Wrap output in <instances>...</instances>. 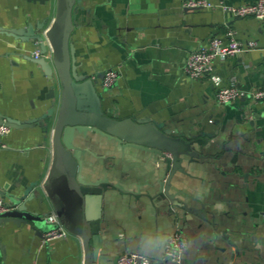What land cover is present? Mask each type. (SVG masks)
<instances>
[{"label": "crops", "instance_id": "0c3cea01", "mask_svg": "<svg viewBox=\"0 0 264 264\" xmlns=\"http://www.w3.org/2000/svg\"><path fill=\"white\" fill-rule=\"evenodd\" d=\"M186 0H76L75 46L81 73L99 77L112 67L119 79L104 86L99 78L106 114L117 118H149L175 135L208 138L201 156L184 155L170 192L188 202L192 211L170 210L159 197V178L166 173L163 158L151 151L103 136L90 143L83 156L86 170L107 178L120 189L103 195L101 229L103 264H114L126 251L140 252L142 240L170 236L180 227L192 237L185 264H264V99L250 95L220 104L219 86L232 77L251 92L264 88V19L236 16L218 6L256 0H209L211 8H187ZM55 15L54 2L45 5L27 0H0V26L11 28L37 23ZM256 42L214 64L212 74L193 78L184 70L188 56L210 43ZM36 41L21 42L0 31V114L25 120L42 115L51 106L52 86L34 52ZM210 135V137H209ZM0 197L21 196L43 183L50 171L52 145L40 125L14 128L0 139ZM204 188L202 199L193 195ZM35 203V202H34ZM36 204V203H35ZM221 204L224 210H214ZM43 212H56L48 201ZM176 210V209H175ZM13 222L1 225L5 244L1 264H84L80 236L45 239L46 231ZM151 264H170L164 252L149 256Z\"/></svg>", "mask_w": 264, "mask_h": 264}, {"label": "water", "instance_id": "95a60500", "mask_svg": "<svg viewBox=\"0 0 264 264\" xmlns=\"http://www.w3.org/2000/svg\"><path fill=\"white\" fill-rule=\"evenodd\" d=\"M27 1L42 5L54 2L55 15L51 23L48 24L50 15L47 14L37 23L11 28L0 26V31L21 42L39 44L42 55L34 60L51 80L48 97L52 104L42 115L25 120L0 114V124L11 128L40 125L52 145L53 162L46 180L38 183L36 189L31 187L21 196L10 195L9 208L0 212V232L1 225L8 222L29 225L40 232L54 228V224L47 222L49 212L40 210L49 201L66 228L82 238L84 264H103L100 253L104 242L101 229L103 195L110 188L120 189V185L112 184L107 178H95L92 168L90 172L86 170L83 156L99 136L117 141L123 149L133 146L161 156L166 173L158 180L157 195L167 199L170 210L177 214H180L177 209H183L205 216V212L190 207L187 201L169 190L175 172L184 170V155L189 156L190 161L201 156L195 146L202 147L208 142L205 134L178 136L149 118H117L106 114L97 84L99 78L104 80L107 71L99 77L81 73L76 63L75 46L70 41L76 0ZM50 49L51 55L46 56ZM0 192L5 193L1 189ZM0 254L3 260L5 244L1 238ZM119 259L120 255L114 264H120Z\"/></svg>", "mask_w": 264, "mask_h": 264}, {"label": "built area", "instance_id": "2783aa9c", "mask_svg": "<svg viewBox=\"0 0 264 264\" xmlns=\"http://www.w3.org/2000/svg\"><path fill=\"white\" fill-rule=\"evenodd\" d=\"M184 6L187 8H211L215 6V4L209 0H186ZM218 6H221L228 12H232L236 16H254L258 19H264V0H256L254 2H247L240 5L227 4L222 1ZM256 45L257 44L254 41L243 43L239 40L232 39L229 42H225L219 37H212L208 45L192 52L188 56L184 70L193 78L212 74L213 79L219 84L221 80L213 75L215 61L217 59H227L240 51L255 47ZM41 55L42 53L40 49L36 50L33 54L35 58H39ZM49 55H51V49L46 53V56ZM118 79L119 70L116 67H112L106 72L103 80L104 86H112ZM247 95L258 100L264 99V88H257L248 92L238 86L236 78L232 77L229 83L219 86L216 93V99L220 104H227ZM10 130V126L0 124V139L8 134ZM8 208L9 205L4 198L0 197V212H3ZM47 222L54 224L55 227L45 233V239L49 240L68 236L70 234V231L62 223L56 212L48 214ZM169 238L173 242H180L183 241L186 236L179 227L169 236ZM119 262L120 264H151V259L149 256L145 259V257L138 251H126L120 255ZM177 264H185L184 256L177 262Z\"/></svg>", "mask_w": 264, "mask_h": 264}, {"label": "clouds", "instance_id": "9594fccd", "mask_svg": "<svg viewBox=\"0 0 264 264\" xmlns=\"http://www.w3.org/2000/svg\"><path fill=\"white\" fill-rule=\"evenodd\" d=\"M205 194L204 188H197L194 190L193 195L202 199ZM224 210L223 205L217 204L214 210ZM192 237H186L183 241L173 242L168 236H157L155 238H148L142 240L140 254L148 258L157 252H164L165 258L170 261V264H177V262L187 253L191 247Z\"/></svg>", "mask_w": 264, "mask_h": 264}]
</instances>
